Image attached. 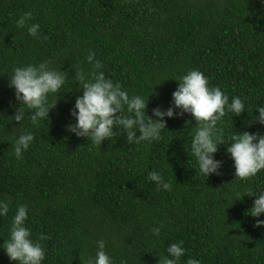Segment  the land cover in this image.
Returning a JSON list of instances; mask_svg holds the SVG:
<instances>
[{
	"label": "trees",
	"instance_id": "trees-1",
	"mask_svg": "<svg viewBox=\"0 0 264 264\" xmlns=\"http://www.w3.org/2000/svg\"><path fill=\"white\" fill-rule=\"evenodd\" d=\"M29 11L31 23L41 26L40 39L16 25ZM89 51L107 78L130 95L150 98L149 116L172 107L176 80L199 70L230 102L240 97L246 104L248 112L221 122L226 143L235 132L264 134V125L251 119L264 105L263 0H0V199L10 209L0 217V245L24 204L33 240L48 237L40 241L44 264H84L101 239L115 264H159L180 241L182 264L189 258L264 264V227L247 215L255 197H244L264 192V172L236 179L229 145L222 144L215 154L220 174H200L186 148L196 126L190 114L177 109L162 139L151 143L129 145L118 135L96 146L66 130L76 123L71 113L83 93L75 72L91 70ZM42 61L67 72V84L48 121L20 127L11 120L19 104L10 75L14 67ZM25 131L35 139L17 160L14 138ZM151 171L171 189L158 191L147 179ZM161 224L157 238L151 229ZM0 264L17 262L0 247Z\"/></svg>",
	"mask_w": 264,
	"mask_h": 264
},
{
	"label": "clouds",
	"instance_id": "clouds-1",
	"mask_svg": "<svg viewBox=\"0 0 264 264\" xmlns=\"http://www.w3.org/2000/svg\"><path fill=\"white\" fill-rule=\"evenodd\" d=\"M32 20V13L25 12L16 21V25L20 29H26L32 38L40 39L41 26L31 23ZM86 60L91 70L86 72L81 69L75 72V79L83 94L76 98L71 113L76 123L67 126L68 132L87 138L96 146H101L118 135L126 137L129 145L151 143L162 139V132L167 129V119L175 118L176 110L179 109L181 116L187 113L196 121L186 148L192 159L195 158L200 174L207 178L220 174L222 161L217 160L215 154L222 144L229 145L226 152L234 161L236 179L246 181L264 172V134L235 132L230 142L226 143L220 127L227 114L239 117L248 112L245 102L240 97H233L230 102L229 96L220 87L210 86L209 80L201 71L190 70L176 80L178 88L173 93V106L167 110L155 108L149 116L147 106L150 98L130 95L119 83L107 78L102 71L103 64L96 59L94 52L89 51ZM67 80L68 73L52 67L51 61L14 67L9 87L15 90L19 107L11 120L19 123L20 127H23L26 120L33 127H39L42 121H48ZM257 112L258 115H255ZM251 119L253 123L264 125V105L256 106ZM137 132L140 133L138 136ZM34 139L31 131L15 136L14 156L17 160L23 158V153L29 149ZM147 179L155 183L158 191L171 189V184L158 171L149 172ZM245 196L255 197L253 207L247 215L256 219L255 227H264V220L259 219L264 215V192L258 195L246 193ZM9 210V203L0 199V217L7 216ZM28 214L27 205L20 204L16 207L9 238L0 247L17 264H44L46 253L40 241L47 240L48 237L40 235L38 240H33L31 229L26 225ZM162 227V224L152 227L155 237H160ZM95 243V256L89 257L84 264H115L106 251V242L101 239ZM185 254L183 241L170 244L166 254L159 256V264H182ZM186 264H199V261L189 258Z\"/></svg>",
	"mask_w": 264,
	"mask_h": 264
},
{
	"label": "rangeland",
	"instance_id": "rangeland-1",
	"mask_svg": "<svg viewBox=\"0 0 264 264\" xmlns=\"http://www.w3.org/2000/svg\"><path fill=\"white\" fill-rule=\"evenodd\" d=\"M264 1V0H263Z\"/></svg>",
	"mask_w": 264,
	"mask_h": 264
}]
</instances>
